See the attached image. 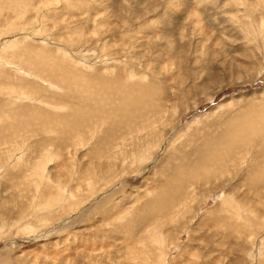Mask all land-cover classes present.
Masks as SVG:
<instances>
[{
	"label": "rangeland",
	"instance_id": "374dc122",
	"mask_svg": "<svg viewBox=\"0 0 264 264\" xmlns=\"http://www.w3.org/2000/svg\"><path fill=\"white\" fill-rule=\"evenodd\" d=\"M0 264H264V0H0Z\"/></svg>",
	"mask_w": 264,
	"mask_h": 264
},
{
	"label": "bare ground",
	"instance_id": "6f19581e",
	"mask_svg": "<svg viewBox=\"0 0 264 264\" xmlns=\"http://www.w3.org/2000/svg\"><path fill=\"white\" fill-rule=\"evenodd\" d=\"M143 94H144V93H143ZM146 98H147V100L149 101V98H150V97L147 96V97H144L143 99L145 100ZM129 104H130V103H129ZM131 107H132V108H138V105H137V103L133 102V103H131ZM151 108H153V107H151ZM151 108H150L149 110L146 109L145 113H147V112H148V113H151V112L154 113V112H155V109L152 110ZM139 109H140V108H139ZM143 114H144V113H143ZM262 124H263V123H262ZM241 128H242V127H241ZM127 130H129V132L127 133V135H131L132 130H136L135 133H138V132H139V129H127ZM227 130H228V133H229V131H230L231 129H227ZM239 131H241V133H240V132L237 133V134H236V133H231L230 136L237 135V136H238V139H237L236 142H231V143H229V144L227 145L226 148H228V149L234 148L237 144H239L241 141L244 140V136H242V134H243L242 132L244 131V129H243V128H242L241 130L239 129ZM228 133H226V136L228 135ZM245 135H246V134H245ZM132 136H134V135H132ZM132 136H131V137H132ZM131 137H130V138H131ZM138 138H139V137H138ZM138 138H137V139H138ZM125 141H126V138H125ZM134 141H139V142L144 141V142H145L146 139H138V140H134ZM134 141H133V142H134ZM124 143H125V142H124ZM220 143H221V142H220ZM220 143H219V145H220ZM136 144H137V143H136ZM149 144H150V143H149ZM131 145H132V144H131ZM220 146H221V145H220ZM219 149H220V148H219L218 144H217V146H215V147L212 145V147L209 149V152L212 153V154H214V152H215V151L217 152ZM219 151H220V150H219ZM216 152H215V153H216ZM203 155H204V158H203V159H205V155H207V153H204ZM209 155H210V154H209ZM215 155H216V154H215ZM135 158H137V156H135ZM210 158H211V157H210ZM201 159H202V158H201ZM203 159H202V160H203ZM135 160H136V159H135ZM202 160H200V161L202 162ZM210 161H211V160H210ZM217 161H218V160H217ZM221 161H222V160H221ZM203 162H204V161H203ZM203 166H204V165H202V167H203ZM199 167H200V166H199ZM199 167H198V168H199ZM197 172H198V171H197ZM193 173H194V171L192 172V174H193ZM198 173H201V172H198ZM199 176H200V175H199ZM201 176H202V175H201ZM193 177H194V176H193ZM195 178H196V177H195ZM198 178H199V177H198ZM198 178H196V180H197ZM182 180H184V179H182ZM193 180H194V179H193ZM182 183H183V182H182ZM184 183H185V181H184ZM185 184H186V183H185ZM180 187H181L180 184H178V185L176 186V188L179 189V190L181 189ZM182 187H183V186H182ZM176 188H175V189H176ZM184 188H185V186H184ZM173 189H174V188H173ZM176 191H177V190H176ZM176 193H177V192H176ZM181 193H182V192H181ZM182 194H183V193H182ZM173 197H174V194H173ZM178 198H179V196H178ZM170 199H171V197H170ZM159 201H160V200H159ZM159 201H158V204H159V203L161 204L162 202H159ZM162 201H163V200H162ZM164 201H168V200L166 199V200H164ZM154 203H155V202H154ZM163 203H164V202H163ZM170 203H172V201L168 202V204H170ZM164 204H165V203H164ZM162 206H163V205H162ZM165 206H167V204H165ZM166 208L169 209V210H166V209H163V210H165V211L167 212V211H170V208H171V207H169V208L166 207ZM171 209H172V208H171ZM168 213H169V212H167V213H165V214H162V216H163V215H166V214H168ZM158 214H159V213H158ZM163 217H164V216H163ZM166 217H167V216H166Z\"/></svg>",
	"mask_w": 264,
	"mask_h": 264
}]
</instances>
